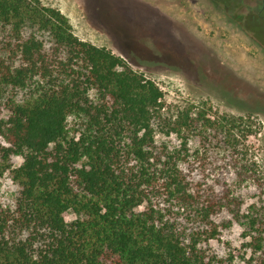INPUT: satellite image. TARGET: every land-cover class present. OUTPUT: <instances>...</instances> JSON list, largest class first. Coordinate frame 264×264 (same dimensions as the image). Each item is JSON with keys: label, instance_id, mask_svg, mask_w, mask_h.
Wrapping results in <instances>:
<instances>
[{"label": "trees", "instance_id": "trees-1", "mask_svg": "<svg viewBox=\"0 0 264 264\" xmlns=\"http://www.w3.org/2000/svg\"><path fill=\"white\" fill-rule=\"evenodd\" d=\"M162 95L59 8L0 0V264H264L259 127Z\"/></svg>", "mask_w": 264, "mask_h": 264}, {"label": "rangeland", "instance_id": "rangeland-1", "mask_svg": "<svg viewBox=\"0 0 264 264\" xmlns=\"http://www.w3.org/2000/svg\"><path fill=\"white\" fill-rule=\"evenodd\" d=\"M42 1L65 13L80 38L153 79L163 116L191 104L211 107L210 115L251 114L260 132L247 140L264 174V0Z\"/></svg>", "mask_w": 264, "mask_h": 264}]
</instances>
